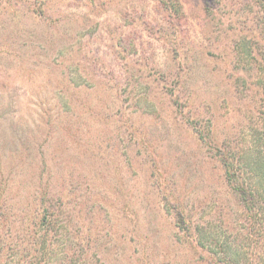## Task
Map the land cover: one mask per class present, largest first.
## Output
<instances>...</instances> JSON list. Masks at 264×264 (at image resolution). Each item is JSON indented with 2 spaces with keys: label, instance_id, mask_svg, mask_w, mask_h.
<instances>
[{
  "label": "rangeland",
  "instance_id": "1",
  "mask_svg": "<svg viewBox=\"0 0 264 264\" xmlns=\"http://www.w3.org/2000/svg\"><path fill=\"white\" fill-rule=\"evenodd\" d=\"M263 71L264 0H0V264H264Z\"/></svg>",
  "mask_w": 264,
  "mask_h": 264
},
{
  "label": "trees",
  "instance_id": "2",
  "mask_svg": "<svg viewBox=\"0 0 264 264\" xmlns=\"http://www.w3.org/2000/svg\"><path fill=\"white\" fill-rule=\"evenodd\" d=\"M227 143L225 144V147H226L225 149H223L222 146L220 145L221 147H218L219 149L217 150L220 156L219 162H221L222 169L224 170L226 183L229 186V188H231V190L233 191L234 195L238 199V202L242 205L243 211H245L246 213H250L251 214L250 217L254 218L253 215H255V213L259 209V206H261L259 204L260 195H258L259 193L255 189H252L246 186L243 182L239 180L240 163L238 161H240V159L234 158V155L232 153L233 149L231 150L229 148L230 147L229 144ZM46 214L48 213L45 211L44 215L41 218V222L39 223L40 227H42L44 224V222H42L44 218H45V221H46V218H48ZM179 224H185V220L181 218V221ZM189 229H191L190 225L189 226L185 225L184 230H189ZM195 236H196L195 237L196 244L200 247H206V245L204 246V243L200 241L201 236L198 235V233L197 234L195 233ZM43 257L48 258L47 253ZM224 258H225L224 256L221 259L219 258L218 260H216V263L232 264V262Z\"/></svg>",
  "mask_w": 264,
  "mask_h": 264
}]
</instances>
